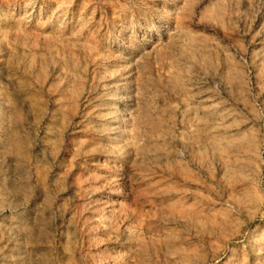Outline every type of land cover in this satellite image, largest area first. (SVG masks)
<instances>
[{
  "label": "rangeland",
  "instance_id": "374dc122",
  "mask_svg": "<svg viewBox=\"0 0 264 264\" xmlns=\"http://www.w3.org/2000/svg\"><path fill=\"white\" fill-rule=\"evenodd\" d=\"M0 264H264V0H0Z\"/></svg>",
  "mask_w": 264,
  "mask_h": 264
},
{
  "label": "bare ground",
  "instance_id": "6f19581e",
  "mask_svg": "<svg viewBox=\"0 0 264 264\" xmlns=\"http://www.w3.org/2000/svg\"><path fill=\"white\" fill-rule=\"evenodd\" d=\"M184 260H186V259H184ZM186 262V261H185Z\"/></svg>",
  "mask_w": 264,
  "mask_h": 264
}]
</instances>
